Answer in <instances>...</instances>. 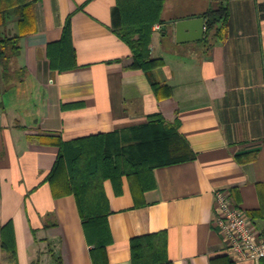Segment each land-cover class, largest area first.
I'll use <instances>...</instances> for the list:
<instances>
[{
	"label": "crops",
	"instance_id": "1",
	"mask_svg": "<svg viewBox=\"0 0 264 264\" xmlns=\"http://www.w3.org/2000/svg\"><path fill=\"white\" fill-rule=\"evenodd\" d=\"M164 1L165 24L153 23L149 45L162 63L148 72L132 67L117 0L36 3L37 30L21 38L3 82L12 85L0 95V264H9L1 244L9 221L17 264H94L75 196L54 195L46 180L58 143L138 126L154 113L177 122L189 156L155 167V187L137 196L126 175L120 193L104 181L112 236L104 264H132L131 238L160 231L173 264H264L229 257L214 224V191L223 189L264 236V0H224L226 35L211 47L176 42L170 21L200 15L214 0L189 9ZM69 15L76 67L59 70L47 47ZM9 30L14 22L0 26ZM153 83L170 95L158 97Z\"/></svg>",
	"mask_w": 264,
	"mask_h": 264
},
{
	"label": "trees",
	"instance_id": "2",
	"mask_svg": "<svg viewBox=\"0 0 264 264\" xmlns=\"http://www.w3.org/2000/svg\"><path fill=\"white\" fill-rule=\"evenodd\" d=\"M38 0H0V26L15 23L16 32L0 33V95L12 84L7 80L10 61L20 52L23 36L37 30L35 5ZM164 0H117L120 28L117 30L132 50V67L148 72L162 63L150 55L151 27L165 24L162 17ZM205 19L202 41L212 46L225 38L229 16L224 0H214L201 12ZM47 54L53 68L65 70L76 67L72 47L71 15L66 19L60 40L48 44ZM20 81L22 74L19 75ZM158 97L170 95L159 92ZM57 159L46 180L54 195L73 194L87 241L92 245L94 264L107 262L106 246L112 241L108 225L111 212L104 190V181L110 180L116 193L121 192V179L126 175L135 196L155 187L153 169L183 161L189 155L182 152L184 142L179 138L177 122H165L160 113L148 116L144 124L95 135L59 141ZM55 225V223L51 224ZM1 244L9 264H17L16 244L12 222L1 228ZM132 264H173L167 256V234L160 231L136 236L130 240ZM57 264H61L57 259Z\"/></svg>",
	"mask_w": 264,
	"mask_h": 264
},
{
	"label": "built area",
	"instance_id": "3",
	"mask_svg": "<svg viewBox=\"0 0 264 264\" xmlns=\"http://www.w3.org/2000/svg\"><path fill=\"white\" fill-rule=\"evenodd\" d=\"M160 24L155 29H160ZM214 224L225 241L229 257L239 260L264 262V236L255 234L254 226L241 207L233 206L226 190L214 191Z\"/></svg>",
	"mask_w": 264,
	"mask_h": 264
},
{
	"label": "water",
	"instance_id": "4",
	"mask_svg": "<svg viewBox=\"0 0 264 264\" xmlns=\"http://www.w3.org/2000/svg\"><path fill=\"white\" fill-rule=\"evenodd\" d=\"M170 22L174 24L176 42L196 41L203 38L205 19L201 15L188 16Z\"/></svg>",
	"mask_w": 264,
	"mask_h": 264
},
{
	"label": "rangeland",
	"instance_id": "5",
	"mask_svg": "<svg viewBox=\"0 0 264 264\" xmlns=\"http://www.w3.org/2000/svg\"><path fill=\"white\" fill-rule=\"evenodd\" d=\"M188 9L192 7L196 2H203L202 0H180Z\"/></svg>",
	"mask_w": 264,
	"mask_h": 264
}]
</instances>
